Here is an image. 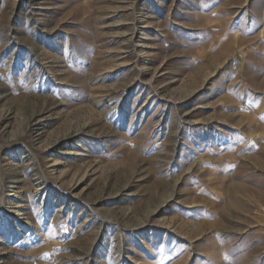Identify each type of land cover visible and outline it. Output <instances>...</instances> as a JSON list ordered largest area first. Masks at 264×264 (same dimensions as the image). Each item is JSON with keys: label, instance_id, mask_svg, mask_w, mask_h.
Segmentation results:
<instances>
[{"label": "rangeland", "instance_id": "rangeland-1", "mask_svg": "<svg viewBox=\"0 0 264 264\" xmlns=\"http://www.w3.org/2000/svg\"><path fill=\"white\" fill-rule=\"evenodd\" d=\"M0 264H264V0H0Z\"/></svg>", "mask_w": 264, "mask_h": 264}, {"label": "bare ground", "instance_id": "bare-ground-1", "mask_svg": "<svg viewBox=\"0 0 264 264\" xmlns=\"http://www.w3.org/2000/svg\"><path fill=\"white\" fill-rule=\"evenodd\" d=\"M33 117V116H32ZM81 130V129H80ZM78 133V131L76 130H71V131H67L59 136H56L53 140H49V141H46L45 145L43 148H46L47 150L49 151H52V150H58L61 148V144H63L64 142H66L67 140H70V139H73L75 138L76 134ZM78 137V136H77ZM56 162V161H55ZM54 163V162H53ZM53 165V164H52ZM14 172V171H13ZM66 173V172H65ZM88 174V173H86ZM85 174L83 173V175L78 178L76 181L75 180V186H77L81 181L82 179L84 178ZM62 182V181H61ZM73 185V186H74ZM75 194V193H74ZM72 199V198H71ZM165 203V201H164ZM157 209H154L152 210L150 213L153 214L154 212H156ZM17 214L19 215V211L17 212Z\"/></svg>", "mask_w": 264, "mask_h": 264}]
</instances>
